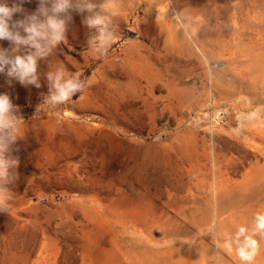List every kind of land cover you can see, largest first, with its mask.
I'll list each match as a JSON object with an SVG mask.
<instances>
[{
  "label": "rangeland",
  "instance_id": "obj_1",
  "mask_svg": "<svg viewBox=\"0 0 264 264\" xmlns=\"http://www.w3.org/2000/svg\"><path fill=\"white\" fill-rule=\"evenodd\" d=\"M121 4L107 55L76 17L40 88L0 74L26 121L0 264H240L222 245L264 214V0ZM55 61L91 84L53 108Z\"/></svg>",
  "mask_w": 264,
  "mask_h": 264
},
{
  "label": "clouds",
  "instance_id": "obj_2",
  "mask_svg": "<svg viewBox=\"0 0 264 264\" xmlns=\"http://www.w3.org/2000/svg\"><path fill=\"white\" fill-rule=\"evenodd\" d=\"M33 0H0V74L9 83L41 87L39 62L47 60L54 49L66 39L69 25L80 18V24L88 30L87 48L103 57L117 39L115 21L119 17L121 0H35L36 7L27 12L23 5ZM186 11L177 12L173 19L187 18ZM45 78L49 94L44 103L56 107L68 103L82 94L91 81L80 73H70L63 62H49ZM26 121L7 94H0V210L7 208L10 194L7 185L18 179V141L24 138ZM259 235L260 239L256 236ZM238 239H226L222 247L234 250L240 264H257L264 240V214H257L251 233L240 227Z\"/></svg>",
  "mask_w": 264,
  "mask_h": 264
},
{
  "label": "bare ground",
  "instance_id": "obj_3",
  "mask_svg": "<svg viewBox=\"0 0 264 264\" xmlns=\"http://www.w3.org/2000/svg\"><path fill=\"white\" fill-rule=\"evenodd\" d=\"M125 75H126L125 78L123 77V78L125 79V81H123V82H122V81H119V83H121V85L123 86V88H124V87L128 88L130 85H133L134 83L132 82L133 80H132V77H131V73H130V72H127V71H126V74H125ZM119 77H121V76H119ZM121 79H122V78H121ZM229 198H230V197H229ZM216 204H217V203H216ZM226 204H227V203H225L224 206H226ZM225 212H226V211H225ZM225 212H224V213H225ZM225 214H226V213H225Z\"/></svg>",
  "mask_w": 264,
  "mask_h": 264
}]
</instances>
